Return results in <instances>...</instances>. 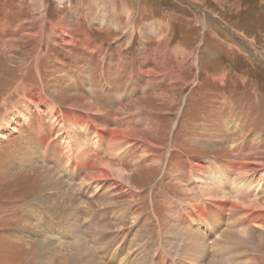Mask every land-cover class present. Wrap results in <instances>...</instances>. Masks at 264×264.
<instances>
[{
  "label": "rangeland",
  "instance_id": "374dc122",
  "mask_svg": "<svg viewBox=\"0 0 264 264\" xmlns=\"http://www.w3.org/2000/svg\"><path fill=\"white\" fill-rule=\"evenodd\" d=\"M248 50L264 65V0H0V264H61L67 244L82 237L96 264H163L162 254L168 263L210 262L219 252L213 241L238 230L240 221L223 220L210 239L191 226L195 231L186 230L206 241L205 259L173 257L180 251L177 221L204 218L191 214L197 206L229 213L210 200L203 207L195 192L201 181L233 193L234 179H246L249 199L264 205V70ZM33 94L52 102L67 124L78 121L79 139L92 137L96 147L93 161L107 160L113 175L124 171L117 188L104 194V185L90 198L100 210L118 212L104 218V244L89 237L98 232L88 229V216L80 229L60 223L67 207L83 211L89 197L79 193L81 181L60 174L59 140H44L57 136L55 123L45 105L32 107ZM85 102L97 110L88 115L90 129L104 142L96 137L95 143L79 119L83 113L69 109ZM104 126L142 132L149 155L141 154L146 144L138 138L110 151ZM82 152L77 149L70 173L74 164L79 171L86 167ZM211 162L244 163L249 171H226L220 183ZM45 166L63 186L45 187ZM232 193L228 200L235 199ZM253 214L246 253L252 263L244 264H264V207ZM42 217L56 226L41 225Z\"/></svg>",
  "mask_w": 264,
  "mask_h": 264
},
{
  "label": "bare ground",
  "instance_id": "6f19581e",
  "mask_svg": "<svg viewBox=\"0 0 264 264\" xmlns=\"http://www.w3.org/2000/svg\"><path fill=\"white\" fill-rule=\"evenodd\" d=\"M16 87H15V89H16ZM15 89H14V91H15ZM24 89L25 88H23L22 91H24ZM75 94H77V93H75ZM38 97L40 98L41 102L37 99ZM33 98L29 99L30 102H32V107H34L36 110H39V105L40 106L45 105L46 111L49 114V118L52 119V121H50V122L55 123V126H52V129L55 130V132L57 133V136L53 137V139H51V140H48L47 138H45L44 140H46L45 142L51 141V145L53 143H56L55 139H57V141L59 140L57 143L58 149L64 155V160L61 163V165H63L62 167L64 168V170L62 168H59L60 174L63 172L67 173V175L71 174L73 177L72 180L81 181V183L76 187L79 188V190H80L79 193H81V195H83L84 197H89L87 199L88 204H87L86 208H84L83 211H81L79 209L78 212H75L72 207H67L65 209L64 219L62 221H60V223L64 224L65 227L70 228V227L74 226L75 229H80V227L82 226V223H83L82 220L87 219V216H88L89 217V220L87 221L88 229H91V232H93V231L98 232V234L92 235V236L89 235V237L92 238L91 240L96 244L100 243V242H102L104 244V242L106 241V236H103V233L105 231L99 233V231L106 230L105 229L106 227L104 226V222H105L104 218L108 214H109V218L111 217V214L114 217H118L117 216L118 212L114 211V210H108L107 211V208L100 210L101 208L100 209L97 208L100 206H96L95 204L90 203V198L94 197L96 190L98 191L99 188L104 186V185H106V189H107V191L104 192V194L111 191L110 189H109L110 191L108 190V187H110V186H111V189L117 188L119 184L116 182V178L123 180L120 177V174H122L124 171H123V169H119V168L114 169L116 172V175H113L111 172L112 164L108 163L107 160H106V162H104L103 160L93 161L91 158L94 157L97 153L92 150V146L95 147L94 144L92 143V137H90V142L87 141V139H83V140L79 139V137H78L79 133L77 132V129L75 127H73V126L78 125V121L73 119V120H71V122L73 123V125L71 124L72 126L67 124V122L62 119L61 113L59 112V110H56L55 105L52 102L47 101L46 99H43L40 95L33 94ZM92 106H93V104L90 102H85L81 105L73 103L70 105L69 109L79 110L83 113V117L80 116L79 119L85 120V122L82 123L85 126L84 130H90V131H88V135H93V140L95 141V143L97 140L96 137L98 138V142L99 141L104 142L101 139L100 134L98 132H96L94 129H90V125L94 126V122L92 123V121L88 115H89V113H91L93 111L94 112L97 111L96 109H93ZM54 111L56 112L55 114H53ZM25 116H24V114H21L22 118H24ZM15 120H16V118H15ZM25 122H26V119L22 123H25ZM74 122H76V124H74ZM18 125L19 124H17V126ZM11 126H13V128H11V129H13V130L17 129L16 124H13ZM3 128H5V127H3ZM105 129L106 130H104L103 132L105 134H107V136H108V140L106 141L105 145L107 144L109 150L112 152H114V149H120L126 143H129V142L133 143L135 141L134 138L141 139L145 144L149 143L144 138H142L141 135L139 134L142 132L137 133L138 132L137 131L135 135H132V134L127 133L125 130H122L119 128L111 130V129H107L105 127ZM84 132L85 131H83L81 133H84ZM110 132H112V133H110ZM2 133L4 134V132L0 133V139H2L4 137ZM85 138H87V137H85ZM111 139H112V141H111ZM144 146L145 147L142 149L141 154L149 155V152H148L149 147L147 146V144ZM85 147H88V148L85 150ZM43 149L47 150V149H51V147H49V146L44 147V144H43ZM77 149H83L82 158L86 157L85 161L87 162V165L85 168H83V169H81V171H79L78 169H76V165L78 166V164H74L73 168H72V172L70 173V169H68V168L72 164L73 160L76 159V157L74 155H75ZM59 164L60 163L56 162L52 166H56ZM210 164L212 167L211 172L214 174V177L217 180H219L220 183L223 182V179L228 177L226 175V171L228 173H230L231 176H234L235 171L236 172L238 171V173H240V175H244L249 171V167H247L246 164H244V163H241L239 165H234L230 162H228V164L225 162H216V163L211 162ZM210 164H208V166ZM52 166H45V169H48V171L44 175L47 179L45 187L50 186L51 184H54L57 186H63L64 185L63 181L52 170ZM137 172L139 175H142L140 170H138ZM114 176H115V180L113 179ZM125 178L128 180V181L125 180V182L127 181L126 185L134 188L133 185H131L130 179L128 177H125ZM245 180H238V178L234 179V181L231 183V188L236 189V191L234 190L233 193L230 191L229 188L225 189L223 187H219L214 180H211L210 183H207L205 181H201L202 185L200 186V184H199L200 187H197V190L195 192L197 193L196 195H198L197 196L198 199H200V200L203 199L201 202V204H203V207H205V203H207V200H210L213 206H217L216 204L219 203L218 206L221 209L228 211L229 215L228 214L224 215L225 212L221 211L217 207H214V208L212 207V208L204 211V209L202 207L200 209H198L199 207L197 206L196 207L197 210L192 211L191 214L195 215L198 212L200 214L202 213L205 215V213H206L204 218H200L199 216L191 217L189 215H186L187 220L182 221L181 216H178L180 218V220L182 221V225H179L178 221H177V223L175 225L176 230L173 231V234H175V235L177 234L181 238L180 243H179L180 244V246H179L180 251L174 250L173 251V255H174L173 257H178L180 261L182 259H184V260H187V261H190L193 263L201 262L202 260L205 259V256H206V253L203 252V248L206 245V241L202 240L200 237L195 236L190 231H195V229H198L204 234L205 237L210 239L211 236H213V235L215 236V234L219 231V228L221 227V223L223 220H226L227 223H229L231 221H237V222L240 221V223H238L240 225L238 230H234V229L233 230H225L222 232V234H220L216 237V240H214L213 242L215 244V250L219 251V252H216L215 257L214 258L211 257L212 260L210 262H208L207 264H244L245 262L252 263V259H250L251 258L250 254H246L247 252H250L248 249H250L249 247H250V243H251V242H249L250 236H249L247 230H248V226L251 223L252 216L254 215L253 214L254 208L258 209V208L264 207V205L259 203V202L255 203L253 200L249 199L248 194L250 192L249 191L250 188H247V186H246V184L249 181H245ZM90 188H93L92 194H89ZM231 193L233 194L232 195L233 198H235L234 200H228ZM132 196L133 195H131V197ZM108 203H109L108 201H107V203H104L102 205V208H103V206L107 205ZM112 203L114 204L115 202H111V204ZM191 203H189L188 200L186 202L187 205H190ZM83 204H84V202H83ZM197 204L201 205L199 203H197ZM91 207H93V210L91 209ZM177 212L178 213L181 212L180 207L177 209ZM259 212H261V211L259 210ZM95 213H97V214L95 215ZM94 215H95V217H93ZM226 217H227V219H226ZM116 219L118 220V218H116ZM41 222H42L41 225L49 226L50 228L56 226V225H52V224H54L53 220H51L50 218H47V217H42ZM229 224H232V223H229ZM83 226H86V225L84 224ZM191 226L194 227L195 229H193ZM57 227L60 228L62 231H64V229L62 227H60V226H57ZM88 229H87V231H88ZM186 229H189L190 231L186 230ZM64 232H66V231H64ZM99 235L100 236L102 235V237H100ZM196 235H198V234L196 233ZM73 237L74 238L82 237V235L79 236V235L73 234ZM96 237H98V239L95 240ZM82 239H83V241H81ZM86 241L87 240L82 237L78 241H75V242L71 241V244L68 243L67 244L68 245L67 246L68 251H67L66 256L61 257L62 258L61 264H96L94 253L92 254L90 247L85 244ZM129 247H131V245ZM210 252H211V250H210ZM162 256H163L162 261L165 262L163 264H177V259H175L176 263H168L166 261V259L164 258V254H162ZM186 256H189V258ZM241 256H245V257H249V258L244 259L243 260L244 262L240 261V260L236 263L234 261H231L232 259H234L236 257L239 258ZM207 258H208V256H207ZM45 261H47V260H45Z\"/></svg>",
  "mask_w": 264,
  "mask_h": 264
},
{
  "label": "water",
  "instance_id": "95a60500",
  "mask_svg": "<svg viewBox=\"0 0 264 264\" xmlns=\"http://www.w3.org/2000/svg\"><path fill=\"white\" fill-rule=\"evenodd\" d=\"M186 2H187L188 4H190L188 1H186ZM201 11H202L203 14H206V15H208L210 18H212V19L218 21V19H216V17H214L213 15L209 14L207 11H203V10H201ZM248 52L251 54V57H252L253 61L255 62V64H257L258 66H260V67L263 68V70H264V65H263L262 63H260L258 60H256V57H255L254 53H253L251 50H248Z\"/></svg>",
  "mask_w": 264,
  "mask_h": 264
}]
</instances>
